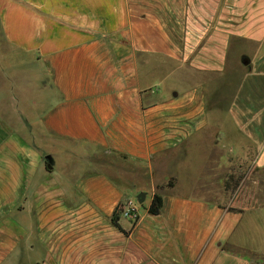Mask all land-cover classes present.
Segmentation results:
<instances>
[{"label":"crops","instance_id":"crops-1","mask_svg":"<svg viewBox=\"0 0 264 264\" xmlns=\"http://www.w3.org/2000/svg\"><path fill=\"white\" fill-rule=\"evenodd\" d=\"M254 257L264 264V0H0V264Z\"/></svg>","mask_w":264,"mask_h":264},{"label":"rangeland","instance_id":"rangeland-1","mask_svg":"<svg viewBox=\"0 0 264 264\" xmlns=\"http://www.w3.org/2000/svg\"><path fill=\"white\" fill-rule=\"evenodd\" d=\"M244 70H245L244 65H242L239 62L234 68L229 69L228 75H227V79H226L229 82L227 83L226 90H225L227 96L231 95V90H232L233 84H235L237 86L239 78H240L241 74L244 72ZM221 104H222V102H221ZM211 106H212V104H211ZM225 111H226V109L224 107H220L217 110L216 109L213 110V112H215L220 117L225 115ZM232 164L234 166H240V169H238V168L235 169V171H236L235 172V176L237 178L241 177L246 171V169L242 168V166L245 165L244 161L243 160H239V159H234ZM141 192H143V191H141ZM148 200H149V196L146 198L145 202L140 204V203L137 202V198L135 197L134 202H136V204L139 207V209L142 210L143 207L148 203ZM254 258L255 259L253 260V264H258V261L256 259L257 257H254Z\"/></svg>","mask_w":264,"mask_h":264},{"label":"trees","instance_id":"trees-1","mask_svg":"<svg viewBox=\"0 0 264 264\" xmlns=\"http://www.w3.org/2000/svg\"><path fill=\"white\" fill-rule=\"evenodd\" d=\"M172 181L173 179H170L167 182V185L171 186L173 183ZM161 206H162V197L159 194H154L148 206V212L151 214H158L160 212ZM229 209L233 210V208H229ZM114 222L116 223V221Z\"/></svg>","mask_w":264,"mask_h":264},{"label":"built area","instance_id":"built-area-1","mask_svg":"<svg viewBox=\"0 0 264 264\" xmlns=\"http://www.w3.org/2000/svg\"><path fill=\"white\" fill-rule=\"evenodd\" d=\"M121 214L132 221H136L138 217L137 207L132 201H126L121 208Z\"/></svg>","mask_w":264,"mask_h":264},{"label":"water","instance_id":"water-1","mask_svg":"<svg viewBox=\"0 0 264 264\" xmlns=\"http://www.w3.org/2000/svg\"><path fill=\"white\" fill-rule=\"evenodd\" d=\"M242 63L245 64V65L248 64L249 63V58L244 57L242 59ZM44 159H45V165H46V167L48 169H51V167H52V159H51V156L50 155H46L44 157ZM144 197H145V193L144 192H140L139 194H137V196H136L137 202L138 203H141L144 200Z\"/></svg>","mask_w":264,"mask_h":264}]
</instances>
